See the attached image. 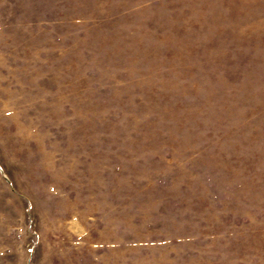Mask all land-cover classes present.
<instances>
[{"label": "rangeland", "instance_id": "rangeland-1", "mask_svg": "<svg viewBox=\"0 0 264 264\" xmlns=\"http://www.w3.org/2000/svg\"><path fill=\"white\" fill-rule=\"evenodd\" d=\"M0 264H264V0H0Z\"/></svg>", "mask_w": 264, "mask_h": 264}]
</instances>
